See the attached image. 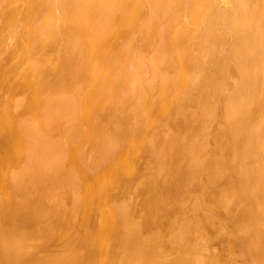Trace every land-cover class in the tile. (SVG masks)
Instances as JSON below:
<instances>
[{"label":"bare ground","instance_id":"obj_1","mask_svg":"<svg viewBox=\"0 0 264 264\" xmlns=\"http://www.w3.org/2000/svg\"><path fill=\"white\" fill-rule=\"evenodd\" d=\"M0 264H264V0H0Z\"/></svg>","mask_w":264,"mask_h":264}]
</instances>
